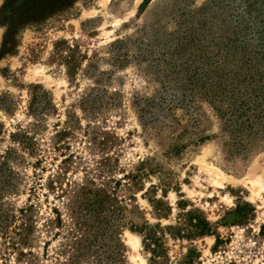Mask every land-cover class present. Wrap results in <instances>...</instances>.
Masks as SVG:
<instances>
[{"label":"rangeland","instance_id":"374dc122","mask_svg":"<svg viewBox=\"0 0 264 264\" xmlns=\"http://www.w3.org/2000/svg\"><path fill=\"white\" fill-rule=\"evenodd\" d=\"M250 22L264 0H0V264H264Z\"/></svg>","mask_w":264,"mask_h":264},{"label":"trees","instance_id":"16d2710c","mask_svg":"<svg viewBox=\"0 0 264 264\" xmlns=\"http://www.w3.org/2000/svg\"><path fill=\"white\" fill-rule=\"evenodd\" d=\"M261 23H262L261 27H259V25L257 24L255 25V28H258L256 33V36H258V38L257 39L255 38L253 44H251L247 38L251 35L250 30L253 29V25H254L253 22L246 23L241 29V33H244V35L246 36L244 39H236L235 41H231L232 44L231 48L237 50L239 55H241L239 63L242 66L248 67L249 71H253L254 69H256V71L254 72L259 71V67L261 66L264 67V22ZM236 43H238V45H236ZM251 45L253 49L252 52H250ZM231 48L228 49L227 54H230L229 50L231 51ZM255 76L256 74L254 75L252 74L251 79L255 80ZM263 78H264V73L261 75L260 80H262ZM191 223L192 224L194 223L193 227L196 229L198 236L203 237V236L212 235L211 224L206 220V218L200 215L198 216L191 215ZM141 233L143 234V243L145 245V248L152 253L154 259L159 257L163 252L162 251L163 246L161 240L157 237L154 228L148 226L147 228L142 230ZM220 243H221L220 237H217L216 239L217 246ZM192 261H193L192 252H190L189 255L186 257L185 261L181 264H191Z\"/></svg>","mask_w":264,"mask_h":264}]
</instances>
